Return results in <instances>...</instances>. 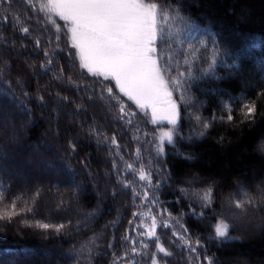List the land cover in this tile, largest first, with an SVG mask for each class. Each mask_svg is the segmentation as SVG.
I'll return each instance as SVG.
<instances>
[{
  "label": "snow or ice",
  "instance_id": "1",
  "mask_svg": "<svg viewBox=\"0 0 264 264\" xmlns=\"http://www.w3.org/2000/svg\"><path fill=\"white\" fill-rule=\"evenodd\" d=\"M8 26L13 32L10 37L2 30ZM236 35L243 36L237 48L223 44L218 33L202 28L187 14L182 0H0V111L14 107L27 116L28 122H34L30 102H35L42 117L51 105L50 130L57 137L62 134L61 117L70 118L71 127L63 133L67 137L65 151H56L50 143L45 145L46 151L65 161L59 172L48 167L72 186L67 203L78 197L81 187L76 182V166L95 183L97 174L90 168L93 157L80 151L84 137L88 146L93 142L97 145V152L107 149L110 169H105L104 175L115 180L112 198L130 193V218L119 238L116 231L121 227V213L117 209L116 219L105 225V230L93 231L62 254L66 262L97 264L98 257L110 255L108 264H168L174 247L186 253L188 264H217L215 254H208L202 237L190 232L182 218L191 214L205 220L210 216L207 226L211 232L204 239L223 244L239 239L231 234L237 220L248 217L250 221L264 211V187L260 184L250 192L245 182H237L236 192L218 210L214 207L216 182L198 175L183 181L186 186H177L175 201L161 199L164 188L171 187L172 174L160 165L166 164L170 154L195 159L191 152L179 150L180 143L204 138L218 121L234 122V105L239 106L244 120L255 119L256 101L246 93L221 99V113L213 111L205 117L201 111L204 102L192 91L207 81L220 80V67L238 72L245 59H252L264 72V36ZM30 45L31 52L20 51ZM10 50H15V58L30 61L26 67L36 81L34 93L28 91V82L21 76L9 78L13 65L4 53ZM254 50L261 55H254ZM42 78L49 79L41 84ZM60 89L75 95H65ZM209 91L219 94L215 89ZM256 95L264 96V87ZM97 104L111 121L110 128L97 122L95 115L88 119L90 105ZM185 120L189 123L187 132L182 130ZM148 124L154 129L151 133ZM77 127L79 131L74 132ZM126 135L134 142L131 150L128 143H121ZM260 150L264 151V144ZM0 158L8 160L6 153H0ZM8 171L7 166H0V172ZM198 184L203 186L195 187ZM54 187L59 194V184ZM41 194L39 186L30 194L13 192L10 182L0 180V221L11 224L19 217L24 227L46 236L91 229L95 210L84 214L75 225L67 218H37ZM181 200L189 201L188 212L181 208L174 215L167 205ZM65 203L61 196L57 211ZM0 253L26 254L11 246L0 247ZM0 264L4 262L0 260Z\"/></svg>",
  "mask_w": 264,
  "mask_h": 264
},
{
  "label": "trees",
  "instance_id": "2",
  "mask_svg": "<svg viewBox=\"0 0 264 264\" xmlns=\"http://www.w3.org/2000/svg\"><path fill=\"white\" fill-rule=\"evenodd\" d=\"M182 3L187 14L197 24L202 28H211L213 32L219 34L222 43L232 49L237 48L243 40V36L236 35V33H255L264 36V0H182ZM2 30L6 37L13 35L10 26L3 27ZM25 42L29 43L28 41ZM17 48H19L18 45ZM13 51L15 50L5 53L7 55L5 58L11 59L13 65L12 74L9 78L14 80L16 76H21L28 82V91L34 93L36 81L31 78L26 67V64L30 61L18 58L17 61L12 55ZM20 51L31 52V45L28 49H21ZM254 55L258 56L261 53L258 50H254ZM231 62L230 60L229 63ZM37 67H39L38 64ZM217 75L221 77L220 80L207 81L201 84L199 88L192 89L198 97V101L204 102V106L201 109L202 114L205 117H210L213 111L220 114L221 99H228L229 96H239L241 93H246L249 98L256 101L257 113L255 119L251 121L244 120L240 115L239 106L234 105V122L218 121L213 124L204 138L194 139L191 144L188 142L180 143L178 145L179 150L191 152L195 156V159L189 161L170 154L166 164L162 163L160 165L171 170L172 174L171 187L164 188L161 193L162 200L175 201L176 197L179 196V193L176 192L177 186H186L183 184V181L193 175H198L206 181L212 180L216 182V203L214 207L218 210L225 199L230 194L236 192L237 182H245V186L250 192H255V186L258 184L264 187V183H262L264 182V153L259 150V146L264 144V96L257 97L256 95L257 91L261 87H264V81L261 80L264 72L255 65L252 59H245L241 62V68L238 72L220 67L217 69ZM48 79L42 78L40 83L45 84ZM210 89L222 91L219 94H214L209 91ZM60 90L65 95H75V93L67 92L64 89ZM29 106L33 108L32 118L34 122H31V125L27 128L29 136L26 144L31 147L32 143H36V145L41 147L40 143L43 141V135L47 133L48 129L50 130V119L52 118L51 105L49 111L44 113L43 117L41 116V110L36 107L34 101L30 102ZM71 107L69 105V108ZM9 108L12 110L11 118L17 124H20L23 119H27V116L23 115L16 108ZM86 115L89 120L95 115L97 122L106 128L111 127V121L107 119V114L98 104L95 106L90 105V110ZM2 117L1 114L0 118ZM69 127H71L70 118L63 115L60 121L62 134L59 136V146L63 152L65 151L67 140V137L63 133ZM188 127L189 123L185 120L182 130L187 132ZM147 128L150 133L154 130L151 124H148ZM73 131H79V128L77 127ZM50 133L52 136H55L53 130H50ZM83 140L84 143L81 145L80 151L91 154L93 159L90 168L97 175H95V183H93L87 173L82 172L76 166V172L78 173L76 182L81 186L77 201L71 199V203H67L69 197L72 196V190H70L71 188L68 184L62 182L61 177L54 175L50 169L47 173L40 174L37 182L32 181L31 183L34 185L28 189L24 188L19 182V177L13 176V174H1L0 180H3L5 183L10 182L13 192L24 191L26 194H30L35 187H41L42 194L36 204L37 218L40 219L47 216H50L53 220L67 218L75 225L77 220H80L75 214V208L79 207L87 212L95 210L97 214L93 218L94 223L91 225V229L80 234L73 232L63 236L51 234L46 236L39 230L24 227L19 222V217L11 224L0 221V247L36 248L38 252L43 251L42 249H51L53 252V256L49 260L33 257L31 261H27L23 257L20 259L22 255L6 256L0 253V256L7 258L6 260L0 259L4 264H70V261L66 262L63 258H60L59 254L67 253L73 244L78 245L81 239H86L93 231L100 233L102 230H105V225L116 219L117 209L121 213V227L116 231L117 237L119 238L120 234L124 231V227H126L127 221L130 218V193L127 195L120 194L115 200L112 198L110 194L111 185L115 183V180L104 175L105 169H110V165L107 163V149L97 152V145L94 142L91 146H88V138L84 137ZM121 143H128L129 150L135 147L134 142L131 141L128 135L124 137ZM9 146L14 145L11 144ZM12 149L15 150V148ZM168 151L172 153L174 150L169 147ZM44 154V157L47 159L52 156L50 155L51 152L47 154L45 151ZM81 158L77 157L76 159ZM0 161H3L2 166L11 167L12 163L10 161L16 162L17 159L9 157L8 160L1 159ZM53 161L59 163V165L60 163H65L60 158ZM72 163L75 166V161H72ZM56 171L59 172L60 169ZM45 184L52 186L48 192H45ZM57 184H59V194L57 188L54 187ZM94 185L97 189L94 188ZM202 186L201 184L195 185V187ZM103 187L106 188V191L104 194H101ZM61 196H63L66 203L61 210L57 211V203L61 199ZM102 199L105 200L103 201ZM47 201L53 202L49 208L45 206ZM188 202V200H181L179 204L169 203L167 206L175 215L179 213L181 208L185 212H188ZM98 206L101 207L100 211L98 210ZM193 207H196L197 211H199L197 204L193 203ZM250 214L252 213L250 212ZM259 214L264 215V211H261ZM182 221L187 225L190 232L202 237L203 242L208 246V254H215L217 264H243L241 263L243 261L240 260H244L247 262L246 264H264V230L258 235L244 238L238 230L239 226L236 221L235 230L231 234L239 237V239L220 244L216 241L204 239L211 232V229L207 226L211 221L210 216L205 220H198L189 214L184 216ZM106 235L110 236V233L106 232ZM117 243H119V240ZM171 250L174 255L168 258V264H188L186 253H182L174 247ZM109 259L110 255L98 257L97 264H108Z\"/></svg>",
  "mask_w": 264,
  "mask_h": 264
},
{
  "label": "rangeland",
  "instance_id": "3",
  "mask_svg": "<svg viewBox=\"0 0 264 264\" xmlns=\"http://www.w3.org/2000/svg\"><path fill=\"white\" fill-rule=\"evenodd\" d=\"M4 57H7L5 53ZM218 92L221 93V90H218ZM1 114L3 117L0 118V153H6L8 158L10 157L13 159H17V161L12 164L11 167H8V173L0 172V175L13 174V176L15 175L16 177H19V182L21 183V185L24 188L28 189L34 185L31 183L32 181L37 182L39 180L40 174L45 172L47 173V171H49L48 165L56 168V170L60 169V165L62 164L60 163L59 165V163L53 161L59 159L55 152H51L50 155L52 156L49 155V159L44 157V152L46 151L45 145L48 143H50L56 151L61 153L63 152V150H61L59 146V137H57L56 135L52 136L50 130L48 129L47 133H45L42 137L43 141H41L40 143L41 147L36 145V143H32L31 147H29L26 144L27 138L29 136V131L27 130V128H29V126L31 125V122H28V118L23 119L20 124H17L16 121H13L11 118V108L0 111V115ZM45 120H47V118H45ZM22 125L24 126L23 128ZM13 126H15V130H13ZM13 137H15V139H13ZM11 144L14 146H9ZM12 148H15V150H13ZM260 152L264 153V151L262 150H260ZM46 153L48 154L49 151H46ZM1 159L2 158H0V160ZM2 162L3 161H0V166H2ZM69 187L71 188L70 190H72V186L69 185ZM50 188H52L50 184H45V192H48ZM94 188L97 189L95 185ZM105 191L106 188L103 187L101 194H104ZM78 193L80 194V192ZM73 199V201H77L78 197ZM102 200L104 201L105 199ZM51 204H53L52 201H47L45 203V206L49 208L51 207ZM98 210H101L100 206H98ZM86 213L88 212L82 210L79 207L75 208V214L78 216V219L80 218L81 221L84 214ZM95 213L97 214V212ZM237 225L239 226L238 230L240 231V234L243 235L244 238L258 235L264 230V215H255L254 218H252L250 221L248 217L241 218L237 220ZM22 250L26 254L22 255L20 259H22L23 257L24 259H27V261H31L33 257H41L45 260H49L50 257L53 256V252L51 249H42L43 251L40 252H38L36 248H26ZM59 257L62 258V254H59ZM0 259L6 260L7 258H5V256H0ZM240 261H243L241 262L243 264L245 262L244 260Z\"/></svg>",
  "mask_w": 264,
  "mask_h": 264
}]
</instances>
